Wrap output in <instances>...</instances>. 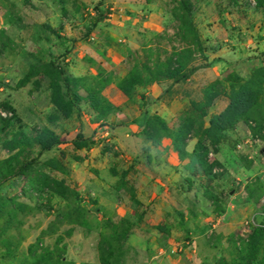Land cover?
<instances>
[{
    "label": "rangeland",
    "instance_id": "374dc122",
    "mask_svg": "<svg viewBox=\"0 0 264 264\" xmlns=\"http://www.w3.org/2000/svg\"><path fill=\"white\" fill-rule=\"evenodd\" d=\"M76 6L78 10H75ZM183 6H187L189 13ZM46 15H49V23L38 25L37 21L44 22ZM63 19L71 25L74 38L82 41L85 56L97 51L103 55L102 60L107 61L108 69L99 67L102 61L96 62L91 65V72L96 74L89 76L88 70L83 73L70 70L68 73L69 69L59 65L64 61L61 58L65 53L62 52L68 51L70 45L63 42L62 35L56 36L59 32L65 33L58 31L64 26ZM106 36L112 42L105 45ZM48 62L63 71L62 77L53 68L41 66ZM178 62L186 64V71L195 66L200 67L199 71L180 84L170 81L172 85L168 87L170 83L162 79L145 88L139 87L124 97L127 106L131 107L130 112L141 110L145 106L142 93L146 98L150 91H147L148 87L161 84L160 99L176 101L170 118L164 121L168 132L152 135L154 140L146 134L139 139L118 136L120 134L114 131V126L125 122L128 117L122 116L118 112L121 110L113 103L121 101L117 85L131 73L135 64L142 78H146L144 75L161 78ZM31 66L41 67L37 68L29 83L18 87V81ZM259 69H264V0H0V118L11 117V112L4 106L7 103L19 119V122L13 121L14 126L7 130V135L3 137L0 133V161L10 156L13 147L19 146L13 153L20 152L22 134L31 136L47 128L60 140L53 149L42 154L34 172L26 177L0 181V227L5 202L9 201L11 208H15L17 202L23 204V208L17 211L20 223H14L16 229H10L11 234L21 237L17 255L25 254L27 248L39 239V248L52 249L58 243L66 261L98 264V246H105L98 232L109 235L111 223L129 219L138 222L140 228H132L130 238L123 246L126 255L119 264H264V211L259 209L263 206L262 201L258 202L257 210L263 214L254 221V211L247 212L243 222L235 214L236 206H240L245 198L242 190L248 175L245 171L251 169V176L255 174L254 178L264 182V128L253 134L256 123L250 122L248 125L240 123L228 131L218 153L208 156L209 161L220 163V167L213 170L214 177L202 174L190 152L197 138H201V130L208 127L210 117L228 106L230 76L238 75L248 80ZM65 78H81L83 86L80 85L79 96H85L87 91L98 94V114L89 103L66 92ZM215 82L218 83L211 94V106L193 110L191 102L201 103L205 88ZM262 104L264 106V89ZM111 106L116 110L108 115L106 123L95 120L97 115L109 112ZM154 120L155 127L160 121ZM169 132L186 134L183 145L184 150H189L188 156L185 153L182 159L179 158L171 138L166 137ZM157 140L159 149L164 150L159 156L151 148L157 147ZM171 149L175 151L174 158H171ZM36 152L20 153L18 161L33 158ZM48 159L57 160L66 170L76 171L71 177L69 170L66 174L50 170L44 163ZM161 164H177L182 168L190 164V171H186L187 175L170 177L167 183L166 179L165 182L159 181L157 168ZM131 166L128 174L126 170ZM112 169L120 175L118 184H122L119 188L116 187L117 178L111 175ZM87 170L92 172L91 176L85 175ZM46 175L64 180L66 187L79 193L81 202L78 204L86 210L87 226L67 224V218L61 212L68 211V203L72 201L74 204V198L64 200L52 184H39ZM127 175L128 184L124 181ZM87 176L90 179L85 178ZM186 178L194 184H187ZM146 179L151 182L147 183ZM132 185H135V191L139 189L137 195L142 194L143 203L148 200H157V203H134L131 195L135 200L137 195L135 197ZM153 185L161 193L149 192L148 188ZM34 186L39 190H34ZM183 194L193 213L192 216L187 214L188 220L180 223L181 218L173 214L172 204L184 205ZM212 196L217 198L216 203H221L210 204ZM149 206L158 208L149 213L146 209ZM232 206L234 208L230 209ZM215 207L218 209L216 219H222L219 223L213 217L205 221V212ZM141 211L148 213L147 220L144 216L138 220L136 213ZM201 222H205L206 228L205 234L199 238V245H183L179 252L177 246L186 240L182 228H178L180 224L190 229L192 238L194 234L198 235L192 229L198 232ZM160 223L170 225L169 238L155 229ZM213 224L216 228L212 227ZM46 229L48 231L43 233ZM255 229L261 230L262 236L257 251L251 254L246 250V242ZM156 237L160 241L157 247L150 245ZM214 240L215 247L211 245ZM0 262L16 264L17 260L0 259Z\"/></svg>",
    "mask_w": 264,
    "mask_h": 264
},
{
    "label": "trees",
    "instance_id": "16d2710c",
    "mask_svg": "<svg viewBox=\"0 0 264 264\" xmlns=\"http://www.w3.org/2000/svg\"><path fill=\"white\" fill-rule=\"evenodd\" d=\"M183 7L184 10L189 13L187 11V6ZM189 18L190 16L187 14L188 21ZM190 29L192 30L191 25ZM53 65V63L48 62L47 64H43L41 66H43L44 68L45 66H47L45 69L53 68V70L57 72V75H61L60 77H62L63 71H61L60 68L54 67ZM41 66H31L25 76L18 81V87H23L27 83H29V80L33 77L34 72L38 71L37 68ZM199 68V66H195L189 71H186V64L178 62L171 71H169L161 78L157 75H154L152 78L144 75V77L146 78H142L143 76H141V71L138 69V65L135 64L132 68L131 73L125 79H123L119 85H117V89L127 97L129 95V92H135L139 87L145 88V86L162 79L172 81L175 84L185 82ZM46 77L48 76L46 75ZM230 78V89L228 93L230 102L228 106L221 113L212 115L210 117L208 121V127L201 130L202 136L201 138H197V142L192 151L193 158L197 161L202 174L206 177H214L216 174H213V170L216 167H220V163L217 160L209 161L208 156L210 153H218L219 145L225 139L226 133L228 131L235 129V127L240 123L248 125L250 122L256 123L257 130L255 128L256 131L254 130L253 134L257 133L258 131H262L264 128V106L262 104V93L264 89V69H259L258 71L254 72L248 78V80H244L238 75H232L230 76ZM65 79L66 81L63 82V86L65 87L66 92H68L69 95L71 94L76 99H79L80 101L89 103L94 112L98 114V112L100 111L98 109V94L93 91L88 93L87 91L85 96H79V91L81 89V86H83L81 84V78H70L71 80L67 78ZM217 83H212L205 88L203 101L201 103L191 102V105H193V110H199L211 106V103L213 101V99L211 98V94L214 92ZM61 97L62 96L60 95V98ZM53 103L55 104V102ZM4 106L11 112V117L4 119L0 118V133L3 134V137L5 136V134L7 135V130L14 126L13 121L19 122V119L15 115L14 109H12V107H10L7 103L4 104ZM115 110L116 108L112 107L111 110H108L109 112L100 116L97 115L95 120H105L108 115ZM257 110H260V114H257ZM205 115L206 112L203 116ZM154 119L160 121V123L158 124L155 123V127L154 123L152 122V120ZM164 123V120H162L158 116L149 117L145 123L143 133L146 134V136H149V139L154 140L153 138H151L152 135L161 131L168 132ZM150 128L152 129V131H149ZM169 133H167L166 137L171 138L174 150L178 153L179 158L182 159L186 153L184 150L185 145H183L186 134L184 132ZM35 134L36 133H33L31 136L22 134V140L19 144L22 146L20 152L18 154L13 153L15 148L16 150L19 149V146L13 147L12 149H10V156H8V158L6 160H3L2 162L0 161L1 182H7L19 177H26L29 175V173L34 172V166L42 156V154L50 151L60 142L56 134L48 130L47 128H45L41 133H38L36 135ZM194 139H196V137H194ZM155 144H159V140H157V142L155 141ZM33 150L37 151L35 157L29 158L25 161L23 160L22 162L18 161V156L20 153H23L25 151L26 153H31ZM44 163L45 166L50 170H58L65 174L68 173L66 168L55 159H48ZM119 183L122 184L121 182ZM39 184H43L45 186L52 184V186L55 188V192L64 200H69V197H73L75 203L73 204L72 201L69 202V205L67 206L69 208L68 211H62L61 214L67 218L66 222L69 225H78L83 227L87 226L88 220L85 217L86 210H84V208L80 204H78V202H81V196L76 190H72L66 187L64 184V180H58L56 178L50 177L49 175L43 176V181ZM33 189L36 191L39 190L35 186L33 187ZM246 189L249 195L251 197H254L257 201H259V199L264 196V187L259 183H255L252 186L249 185V187L247 186ZM131 198L133 199L132 201L134 203L139 204V202L134 199L133 195H131ZM216 200L217 198L213 197V201ZM10 205L12 204L9 201H6V209L2 211V214H4V220L3 224L0 227V259L9 261L16 259V264H74L73 262L66 261L62 258L63 251L61 250V248H59L58 243L55 244L54 248L52 249H50L49 247L39 248V239L27 248V252L25 254L18 256V246L21 243V237L16 236L15 234H11L10 229L14 228V223H20L17 219V211L23 208V204L17 202L14 205L15 208H11ZM140 218L141 217L138 216V220H140ZM134 226V222L128 219H122L119 223H111V232L109 234L110 238H107L109 235H106L100 231L98 232V234L102 237L103 242H105L104 247L102 245L98 246V250L100 252L99 253L97 251L98 264L120 263L124 255H126V251L124 250L123 246L126 245V240L132 233V228ZM47 231L48 230L46 229L43 231V233H46ZM261 236L262 231L259 229H255L248 236V240L246 242V250H248L249 253L254 254L257 251V244L259 243ZM0 264L5 263L0 262Z\"/></svg>",
    "mask_w": 264,
    "mask_h": 264
},
{
    "label": "crops",
    "instance_id": "0c3cea01",
    "mask_svg": "<svg viewBox=\"0 0 264 264\" xmlns=\"http://www.w3.org/2000/svg\"><path fill=\"white\" fill-rule=\"evenodd\" d=\"M75 10H78V6H76L75 7ZM51 15H52V13H51ZM48 16L49 15H46V16H44L43 18H45V20H43L44 22H38L37 21V24L38 23H49V19H48ZM54 17H57V16H54ZM47 19V20H46ZM62 24L64 25V26H60L59 28H58V31H64L65 33H61V32H59V34H57L56 36L57 37H59V35H62V40H63V42H66L67 44H70L69 46H68V51H63L62 53H65V54H63L64 56L61 58V59H63L64 61V63L63 62H58L59 63V65H62V67H63V69L65 68V69H69V71H68V73H71L70 72V70H76L78 73H83V72H86V70H88L89 72H88V75L89 76H94L96 73L94 72H91V71H93V67L91 68V65L92 64H94V63H96V62H100V61H102V63L103 64H100V66L99 67H103L104 69H108V63H107V61L106 60H102V54L100 55L97 51L95 52V53H93V54H89V56H85V54L83 53V46L81 45L82 43V41H79V38H74V36L75 35H73L72 33H71V25H69L68 24V22H67V20L66 19H63V21H62ZM38 25H40V24H38ZM44 25V24H43ZM52 27H54V26H52ZM96 27V26H95ZM53 29V28H52ZM51 32H53V31H51ZM66 37V38H65ZM69 37V38H68ZM75 39H76V43H73L74 41H75ZM39 40V38H37L35 41L37 42ZM112 42V39L109 37V36H106L105 38H104V43H105V45L106 44H110ZM67 47V46H66ZM45 49H48V47L46 46V48ZM66 49V50H67ZM79 50V53H76L77 51ZM50 51H52L53 52V50L52 49H50ZM81 51V52H80ZM101 51V50H100ZM75 56H74V55ZM108 57H109V54H108ZM53 61V60H52ZM73 63H75L74 65H73ZM207 67V66H206ZM205 67V68H206ZM103 68H101V69H103ZM199 71V69L197 70V71H195V73L196 72H198ZM91 73H93V74H91ZM114 74H115V72H114ZM194 74V73H193ZM76 76H79V75H76ZM84 75H82V77H83ZM86 76V75H85ZM187 81V80H186ZM167 82H169L170 84H169V86L168 87H170L171 85H172V82H170V81H167ZM177 84H180V83H176V85ZM154 85V84H153ZM161 85V84H160ZM160 85H157V86H153V87H148L147 88V91H149V89H150V91H153V93L151 92L150 93V91L148 92V93H146L147 95H149V96H146V98L144 97V94L142 93V96L141 97H143L144 99H145V106L144 105H142V106H144V107H142L141 108V110H136V111H132L131 110V112L129 111V109L131 108V107H128L127 106V99L126 98H124L125 97V95H122V92H120L118 89V94L117 95H120V98H121V101H119V102H114L113 101V103H115L114 105L116 106V107H118L121 111H118L119 113H122V116H124V115H126L128 118L127 119H125L126 121L125 122H123V123H118L117 125H115L114 126V131H116V132H118L117 134H120V135H118V136H120L121 138L122 137H125V138H131V139H134V137H135V139H139V138H141V136H144V133H143V129H144V127H145V123H146V121H147V119L150 117V116H153V115H157L159 118H161L162 120H164V121H167L168 119L167 118H170V116H169V114H170V112L172 111V109H174L176 106V104H175V102L176 101H169V102H165V100L164 99H160V93H161V88H160ZM152 86V85H151ZM146 91V90H145ZM152 95V96H151ZM156 95V96H155ZM167 103H169V105L167 104ZM155 111H157L156 113H155ZM126 112V113H125ZM125 113V114H124ZM168 115V116H166L165 117V115ZM101 121H103V120H101ZM105 122L104 123H106V120H104ZM135 129L137 130V131H135ZM133 136V137H132ZM144 138V137H143ZM127 142H129V143H132L133 142V140H127ZM155 147V146H154ZM152 148V151H154V153H158V154H156V155H162V153L164 152V150L163 149H159V148H161L160 146H158V144H157V147H155V148H157V149H155V148H153V147H151ZM147 150V148H145L144 149V151H146ZM133 151H135L134 149H133ZM170 151H172L173 152V156L171 157V158H174V150H170ZM185 151H187L186 152V154H187V156L189 155V150H185ZM190 152H192V150L190 151ZM175 158H177L176 156H175ZM147 160L148 161H150V157L149 156H147ZM179 160V159H178ZM135 163H138V162H135ZM162 166L158 169L157 168V171H159L158 173L160 174V180L159 181H163V182H165V179H166V181H167V183H168V181H169V179H170V177H172V178H174L175 176H178L179 175V177H180V175H187V173H186V171L188 172V170L190 169V164H189V166L188 167H186V166H183V168H182V166H179V165H177V164H161ZM70 169H72V168H70ZM69 170V169H68ZM67 170V171H68ZM130 170H132V166L129 168V169H127L126 171H128V174L130 173ZM75 171L76 170H69V172H70V174H71V177L73 176V173H75ZM190 171V170H189ZM250 171V172H249ZM251 169H248V171H245L248 175H247V177L245 178V182H244V184L242 185V190H243V192H244V194H245V198H244V200H243V203L240 205V206H236V208H235V214H236V216H237V218H240L241 217V221L243 222L244 220V218H243V216L244 215H248V213L247 212H250V211H254V213L252 214V216H253V221L254 220H256L257 218H259V216H261V214H263V211H264V196L263 197H261V199H259V201L261 202L262 201V203H263V206H261L259 209H261V210H263L262 211V213H259L258 212V208H257V206H258V202L259 201H257L254 197H251L250 195H249V193H248V191H247V189H246V187L248 186L249 187V185H254L255 183L257 184V183H259V184H261L263 187H264V182L263 181H261L260 179H258V178H254L255 177V174H253L252 176H251ZM177 172L179 173V174H177ZM79 173V172H78ZM92 172H90L89 170H87V172H85V175H92L91 174ZM93 174H95V173H93ZM111 175H112V177H115V178H117V182H116V187L117 188H119V187H121V184H118V180H119V174L116 172V170H111ZM119 175V176H118ZM78 176V175H77ZM90 176H87V177H85V178H87V179H90ZM249 177V178H248ZM252 177L254 178V179H252ZM76 181H78L77 179H76ZM127 184H128V182H129V180H128V175H127V177L125 178V180H124ZM128 181V182H127ZM146 181H147V183H149V182H151V179L150 180H147L146 179ZM186 182H187V184H194V182H192V180L191 179H189V178H186ZM76 183V182H75ZM88 183H90V182H88ZM92 183V182H91ZM171 183V182H170ZM169 183V184H170ZM77 184L79 185V182H77ZM130 184V183H129ZM130 186H131V184H130ZM135 185H132V187H133V191H134V193H135V197H136V195L138 194V190L137 191H135V189H136V187H134ZM155 185H153V188H148V191L149 192H151V191H156L157 193H161L158 189H156L155 187H154ZM182 189H183V187H181ZM238 193H235V195H237ZM141 193H140V195H137V197H136V199H137V201H139L141 204H146V203H150L151 204V202L153 201H151V200H148L146 203H143V198L141 197ZM179 195H181V194H179ZM186 195L185 194H183V196H182V198H181V200L183 201V203H184V205H181V204H178L177 203V205H175V203H173L172 204V211H173V214H175L176 216L178 215L180 218H181V220H180V223H181V221L183 220V221H187L188 220V215H191V213H193V212H191V208L190 207H188L187 206V204L189 203L188 201L189 200H187L186 199V197H185ZM232 196V195H231ZM103 200V199H102ZM216 201H218V200H216ZM216 201H210L211 203L210 204H213L214 206H215V203H216ZM157 203V200H154L153 201V203ZM219 204L221 203L220 201L218 202ZM218 203H216V204H218ZM147 205V204H146ZM183 206V207H182ZM146 207V206H145ZM156 208H158V207H155V208H153V206H149L148 208H146L147 209V212H153ZM234 207L232 206V207H230V209H233ZM193 209V208H192ZM179 210V211H178ZM216 210H218V209H216V207H215V209H213V210H211V211H209V212H205L206 213V215H205V221H207L208 219H210V218H214V220L216 219V215H217V213H216ZM145 213L144 214V212L143 211H141L140 213H136L139 217H145L144 218V220H147L148 218H149V215H148V213ZM247 213V214H246ZM188 214V215H187ZM199 215V214H198ZM192 216V215H191ZM199 218L201 217L202 219H204L203 218V216L202 215H199L198 216ZM220 219H222L221 217H218L217 219H216V222H218L219 223V220ZM129 220V219H128ZM162 219H160L158 222H160ZM130 221H132V220H130ZM132 222H134V221H132ZM135 223V228H140L138 225V222H134ZM201 223H203V224H201L199 227H198V229H199V231L200 232H202V234L198 231H195V229H192L193 231H194V233H196V234H198L197 235V237L195 236V234L193 235V237L192 238H190V234H192L191 233V231H190V229L189 228H187V227H185V225H181L180 224V227H178V228H182V230L181 231H183L184 232V238L186 239L182 244H179L178 246H182V248H183V245H187V246H190V247H193V246H195V245H199V238H201V236H203V234H205V228H206V224H204L205 222H201ZM218 223H217V226H218ZM152 226V225H151ZM212 227L213 228H216V224L214 225H212ZM170 228V225L169 224H162V223H160L157 227H155V229L156 230H158L159 232H161V234H165V236H167L168 238H169V235H168V233L169 232H172V230H170L169 229ZM180 230V229H179ZM139 231L140 232H142V233H144V231L143 230H141V229H139ZM163 232V233H162ZM161 234H160V236H161ZM131 235V234H130ZM216 235H219V233H217ZM163 236L164 235H162V240L164 239L163 238ZM130 238V236L128 237V239ZM128 239H127V241H128ZM149 240V239H148ZM217 240V239H216ZM152 243L150 244V245H153V246H155V247H157V245H159L160 244V241H159V238L158 237H156V241H155V239L153 240V241H151ZM216 243V241L214 240V242H212L211 243V245H213V247H215V244ZM168 245V244H167ZM166 246V245H165ZM178 246H177V248H178ZM160 248V247H159ZM166 248H167V246H166ZM160 251H161V249H159ZM179 251V250H178ZM180 252V251H179Z\"/></svg>",
    "mask_w": 264,
    "mask_h": 264
},
{
    "label": "built area",
    "instance_id": "2783aa9c",
    "mask_svg": "<svg viewBox=\"0 0 264 264\" xmlns=\"http://www.w3.org/2000/svg\"><path fill=\"white\" fill-rule=\"evenodd\" d=\"M183 248L182 246H178V250L181 251Z\"/></svg>",
    "mask_w": 264,
    "mask_h": 264
}]
</instances>
